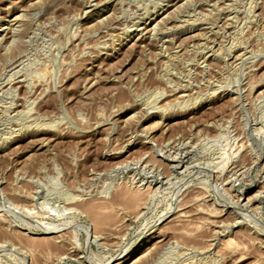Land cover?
Returning <instances> with one entry per match:
<instances>
[{"label":"rangeland","instance_id":"rangeland-1","mask_svg":"<svg viewBox=\"0 0 264 264\" xmlns=\"http://www.w3.org/2000/svg\"><path fill=\"white\" fill-rule=\"evenodd\" d=\"M122 255L264 264V0H0V264Z\"/></svg>","mask_w":264,"mask_h":264},{"label":"bare ground","instance_id":"bare-ground-1","mask_svg":"<svg viewBox=\"0 0 264 264\" xmlns=\"http://www.w3.org/2000/svg\"><path fill=\"white\" fill-rule=\"evenodd\" d=\"M145 43H146V42H145ZM175 47H176V46H175ZM147 188H148V187H147ZM122 196H123V195H122ZM133 197H134V196H133ZM135 197H136V196H135ZM130 198H131V197H130ZM130 198H129V199H130ZM129 199H128V200H129ZM191 199H192V198H191ZM128 200H127V201H128ZM132 200H133V199H132ZM127 201H126V203H127ZM130 201H131V199H130ZM136 201H137V198H136ZM131 202H132V201H131ZM140 202H141V200H140ZM143 202H144V201H143ZM188 203H189V202H188ZM133 205H134V203H133ZM141 205H142V204H141ZM129 206H130V205H129ZM134 206H135V205H134ZM134 206H133V207H134ZM183 206H184V205H183ZM130 207H132V206H130ZM136 207H137V206H136ZM139 208H141V207H139ZM179 208H180V207H179ZM126 209H127V208H126ZM133 209H134V208H133ZM112 210H113V209H112ZM232 211H233V210H232ZM181 214H182V213H181ZM183 214H184V213H183ZM239 215H240V214H239ZM97 216H100V215L98 214ZM101 217H102V216H101ZM165 217H166V216H165ZM102 218H104V217H102ZM102 218H100V219H102ZM107 218H108V217H107ZM162 218H163V216H162ZM97 219H99V217H98ZM100 219H99V220H100ZM104 220H105V219H104ZM162 220H164V219H162ZM235 221H236V220H235ZM102 222H103V221H102ZM158 222H159V221H158ZM156 223H157V222H156ZM256 227H257V226H256ZM153 230H154V229H153ZM96 239H97V238H96ZM230 245H231V244H230ZM234 246H235V245H234ZM144 247H145V246H142V245H141V246L138 247L137 249L133 250V252L141 251ZM89 249H90V248H89ZM125 251H126V250H125ZM127 251H128V248H127ZM119 252H120V251H119ZM133 252H132V253H133ZM132 253H130L129 255H132ZM60 254H61V253H60ZM63 255H64V254H63ZM123 255H124V254H123ZM123 255H122V256H123ZM129 255H128V256H129ZM128 256H126V257L123 256L124 258H122V257H118L117 259L113 260L112 262L110 261L111 263L109 262L108 264H119V262H122L123 259L127 258ZM106 263H107V262H106ZM120 264H122V263H120Z\"/></svg>","mask_w":264,"mask_h":264}]
</instances>
